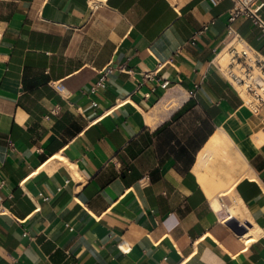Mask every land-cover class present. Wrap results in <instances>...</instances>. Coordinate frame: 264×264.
<instances>
[{
  "label": "crops",
  "instance_id": "0c3cea01",
  "mask_svg": "<svg viewBox=\"0 0 264 264\" xmlns=\"http://www.w3.org/2000/svg\"><path fill=\"white\" fill-rule=\"evenodd\" d=\"M233 5L0 0V264H264V111L217 65ZM218 130L247 168L210 199Z\"/></svg>",
  "mask_w": 264,
  "mask_h": 264
},
{
  "label": "built area",
  "instance_id": "2783aa9c",
  "mask_svg": "<svg viewBox=\"0 0 264 264\" xmlns=\"http://www.w3.org/2000/svg\"><path fill=\"white\" fill-rule=\"evenodd\" d=\"M233 1L234 5L229 12V24L227 26L229 40L224 46L230 58L228 68L224 69L219 63L217 65L229 81L240 90L244 103L254 113H261L264 111V56L238 38L233 22L240 16H249L254 22L264 25V21L259 14L263 2L252 4L248 0ZM146 75L151 77V74ZM104 78V75L101 76L93 88L102 84ZM168 84L169 81L165 80L162 86L166 87ZM242 90L246 97L243 95ZM119 247L126 252L130 250L124 243H120Z\"/></svg>",
  "mask_w": 264,
  "mask_h": 264
},
{
  "label": "bare ground",
  "instance_id": "6f19581e",
  "mask_svg": "<svg viewBox=\"0 0 264 264\" xmlns=\"http://www.w3.org/2000/svg\"><path fill=\"white\" fill-rule=\"evenodd\" d=\"M227 59L230 58L225 49L219 54L217 63L227 69L228 64L225 63ZM242 93L245 96L243 90ZM246 168L247 162L237 150L234 142L225 132L218 130L198 154L194 169L209 198L215 199L229 190Z\"/></svg>",
  "mask_w": 264,
  "mask_h": 264
},
{
  "label": "rangeland",
  "instance_id": "374dc122",
  "mask_svg": "<svg viewBox=\"0 0 264 264\" xmlns=\"http://www.w3.org/2000/svg\"><path fill=\"white\" fill-rule=\"evenodd\" d=\"M228 61H229V60L227 59L225 63L228 64ZM228 197H229V196H228ZM229 198H230V197H229ZM230 199H231V198H230ZM231 201H232V199H231Z\"/></svg>",
  "mask_w": 264,
  "mask_h": 264
}]
</instances>
